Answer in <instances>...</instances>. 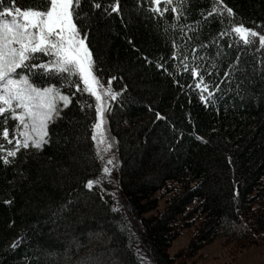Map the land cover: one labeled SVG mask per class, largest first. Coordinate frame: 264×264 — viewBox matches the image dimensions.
<instances>
[{"label":"trees","instance_id":"trees-1","mask_svg":"<svg viewBox=\"0 0 264 264\" xmlns=\"http://www.w3.org/2000/svg\"><path fill=\"white\" fill-rule=\"evenodd\" d=\"M4 2L47 7V0ZM97 2L101 9L81 4L87 15L80 23L103 68L101 84L120 93L105 111L116 179L103 173L91 138L95 98L64 85L72 103L49 125L50 142L0 163V264H147L138 244L149 264H192L217 239L237 250L264 244V49L258 38L245 46L230 32L242 24L264 34V0H160L163 15L149 0H120V13L110 15L103 6L115 0ZM173 6L182 10L179 19ZM221 30L228 35L220 37ZM193 48L195 63L212 73L205 81L220 83L207 107L198 89L181 87L193 78L171 60L179 51L191 62ZM8 116H0V129ZM15 124L7 120L10 135ZM0 143L11 147L2 137ZM89 179L98 181L91 191ZM189 229L188 245L170 256L173 241Z\"/></svg>","mask_w":264,"mask_h":264},{"label":"snow or ice","instance_id":"snow-or-ice-1","mask_svg":"<svg viewBox=\"0 0 264 264\" xmlns=\"http://www.w3.org/2000/svg\"><path fill=\"white\" fill-rule=\"evenodd\" d=\"M88 2H91L94 9L102 8L97 0H47L46 8L27 9L8 6L4 0H0V116L9 114L3 121L5 126L0 129V137L11 145L5 147L0 143V153H3L0 154V163L9 165L11 163L9 158L15 159L21 149L41 150L50 142L49 125L72 103V95L62 91L64 85L75 87L77 92L87 93L95 98L97 118L91 138L97 145L105 143L102 117L107 105L104 98L116 102L120 93L114 92L111 87L105 90L100 76L97 75L103 68L90 47L88 26L80 23V18L87 15L81 11V4ZM149 8L160 15L167 11V7L161 10L160 0H149ZM103 11L109 15L113 12L119 14L120 0L103 6ZM171 11L174 17L179 19L182 10L173 6ZM217 11H220L218 6L213 7L208 15ZM226 11L229 17L234 15L231 8H226ZM220 23H223V20ZM230 32L245 46L253 44L255 42L253 38H258V49H264V34L257 30L241 24L231 27ZM218 35L224 37L228 35V31L221 30ZM172 46L174 49L179 47L175 41ZM228 47H232L231 41ZM192 52L190 62L186 53L174 51L171 55L173 68L179 64L182 71L190 72L193 83L181 87L198 89L200 100L207 107L209 103L215 102V92L220 90V83L210 86V83L205 81V74L212 73L207 69L201 70V66L195 63L196 48H193ZM239 61L238 52L236 63L239 64ZM156 67L168 72L169 75L175 74L169 71L164 63H158ZM224 75L227 77L231 73L225 72ZM35 77L58 80L60 83H37ZM114 79L116 77L109 78V85ZM174 82L179 83L175 80ZM119 103L122 105V101ZM157 117L160 118L159 114ZM9 118L16 122L11 135L6 126ZM196 139L200 140L201 137L197 136ZM111 147L112 144L107 143L105 151ZM114 163L113 155L107 160V164L114 166ZM110 171L107 166L103 168L105 175ZM96 184L97 180L89 179L85 187L91 191ZM18 243L19 241L14 243L13 247Z\"/></svg>","mask_w":264,"mask_h":264},{"label":"rangeland","instance_id":"rangeland-1","mask_svg":"<svg viewBox=\"0 0 264 264\" xmlns=\"http://www.w3.org/2000/svg\"><path fill=\"white\" fill-rule=\"evenodd\" d=\"M102 86L105 90L109 87L108 85H103V84ZM104 100H105L106 105L108 106L111 100L107 97H105ZM102 131L104 133L105 143L97 145L95 142V144L97 146L100 157L102 159L103 167L107 166L111 169L110 173L107 176H109L112 179H116L118 164H117L116 153H115V144H114L113 138L110 136L108 132L105 112L102 117ZM107 143H111L112 147L108 151H105V147ZM113 155L115 157L114 166L108 165L107 160L111 158ZM114 198H115L117 206L121 207L123 211L127 212V209L123 208V205L121 203L122 200L120 196L118 195V192L116 193L114 191ZM163 206H164V199L160 201L159 209H162ZM192 233H193L192 229L184 231L178 238H176L173 241L169 249L170 256H174L175 254L185 249V247L188 245L191 239ZM140 246L141 244H138V247H137L139 255L141 256V258H143V260L147 264H149L150 261L148 259L147 253ZM189 263H192V264H264V244L262 243L256 246H251L244 250H237V249L232 248L231 245H228L227 243H225L224 239H217L213 241L212 243H210L209 245H207L206 247H204L201 251H199L198 254L189 261Z\"/></svg>","mask_w":264,"mask_h":264}]
</instances>
